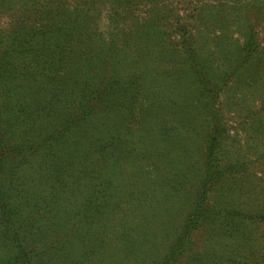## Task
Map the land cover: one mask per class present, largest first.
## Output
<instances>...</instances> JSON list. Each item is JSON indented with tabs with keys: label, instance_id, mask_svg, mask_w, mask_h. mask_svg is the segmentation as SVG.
I'll return each instance as SVG.
<instances>
[{
	"label": "trees",
	"instance_id": "obj_1",
	"mask_svg": "<svg viewBox=\"0 0 264 264\" xmlns=\"http://www.w3.org/2000/svg\"><path fill=\"white\" fill-rule=\"evenodd\" d=\"M263 15L264 0H0V264H264V200L239 201L246 138L264 140ZM261 84L258 106L237 97Z\"/></svg>",
	"mask_w": 264,
	"mask_h": 264
},
{
	"label": "rangeland",
	"instance_id": "obj_2",
	"mask_svg": "<svg viewBox=\"0 0 264 264\" xmlns=\"http://www.w3.org/2000/svg\"><path fill=\"white\" fill-rule=\"evenodd\" d=\"M262 30L264 32V15L262 17V19L260 20V24L258 26V30ZM262 73V72H261ZM261 79H264V74L262 73L261 75ZM259 82V80H258ZM259 86H246L245 89H243V91H240L239 94L237 95L238 98H242L245 101V105L249 104L250 106H253V108L255 106H258L260 104V94L261 89L259 88ZM240 106V105H238ZM238 108V107H237ZM241 113H243V109L239 108ZM241 118V115L236 114L235 112H230L226 115V120L229 122V125H231V131L233 132V135L235 137H239V138H243L245 135V127L243 125H239L237 124L235 120H239ZM246 140L248 141V143L253 144L254 148L251 147L250 151H248L249 157H251V161H256L254 164V168L251 170L253 177L250 178L251 180L247 183L250 184L248 189L251 191H248L247 196H244L242 198H239V201L241 203H243L245 206H248L249 208L252 207H256L257 204H259L261 201L264 200V196H263V189H264V140L263 139H259L256 138L255 142L250 140L249 136L246 138ZM253 148V149H252ZM190 158L193 159V153H190ZM242 204V205H243ZM262 204V203H261ZM259 204V205H261ZM252 227V226H251ZM250 227V228H251ZM262 251H264V246L261 247ZM70 251H76L77 247H70L69 249ZM68 249H65L63 251V253H66L69 251ZM83 250L77 251L78 256L81 254ZM108 262L107 264H121L120 261L122 259V254H119V251L117 249H112L108 252ZM144 257V256H142ZM145 264H148L149 261L146 260L144 262ZM122 264H125L124 262H122ZM126 264H140V263H136L135 261L131 262V263H126Z\"/></svg>",
	"mask_w": 264,
	"mask_h": 264
}]
</instances>
